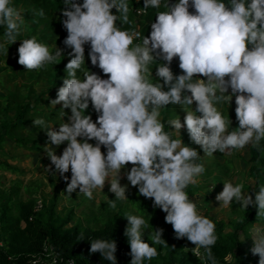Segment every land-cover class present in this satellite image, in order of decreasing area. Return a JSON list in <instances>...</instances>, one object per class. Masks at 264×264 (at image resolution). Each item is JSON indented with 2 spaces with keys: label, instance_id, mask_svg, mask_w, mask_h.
I'll use <instances>...</instances> for the list:
<instances>
[{
  "label": "clouds",
  "instance_id": "obj_1",
  "mask_svg": "<svg viewBox=\"0 0 264 264\" xmlns=\"http://www.w3.org/2000/svg\"><path fill=\"white\" fill-rule=\"evenodd\" d=\"M10 3L0 0V25L7 42L13 44L24 21ZM63 3L64 49L57 47L53 54L35 37L22 40L18 47V64L29 72L56 63L65 50L71 57L62 86L50 101L52 107L60 104L62 109H70L71 115L58 130L52 127L46 131L48 140L43 147L51 163L45 171L63 177L69 197L78 188L93 199L96 190L103 191L106 183L110 184L115 199L108 205L113 209L116 200L128 199L129 185H121L126 177L139 195L166 213L165 222L172 226L175 238H186L194 245L191 251L201 264H217L212 251L218 239L216 225L198 211L197 203L185 191L198 184V177L206 171L203 164L196 163L201 155L191 145L212 157L217 152L231 155L248 145L258 149L264 140V0H228L227 4L224 0H165L166 10L156 12L150 34L143 37L135 29L117 26L118 20L122 25L133 24L128 0ZM161 5L162 0H143L137 14ZM39 15L44 16L43 9ZM137 39L142 43L133 45ZM85 45L89 46L91 65L103 76L92 71H85L83 79L77 76L85 64ZM176 58L181 70L178 75L171 68ZM154 61L162 62L155 69L159 81L155 84L149 80L153 75L149 66ZM233 97L238 127L229 131L232 121L217 105L231 104ZM90 104L97 114L95 121L84 114ZM168 105L184 109L183 122L179 117L167 123L176 137L186 131L189 144L164 130L161 109ZM33 125L42 126L45 121L36 118ZM65 142L62 154L56 155L53 146ZM69 172L70 180L65 175ZM248 183L251 191H244L243 183L223 181V189L216 195L220 202L217 209H229L234 203L245 210L252 206L256 217L264 218V185L256 190L255 180ZM126 219L130 264L156 258L159 253L152 245L168 246L162 239L163 228L149 233L150 245L142 239L146 221L131 214ZM250 237L252 255L259 256L258 264H264V223L254 224ZM89 251L117 264L115 240L95 239ZM230 259V254L225 256Z\"/></svg>",
  "mask_w": 264,
  "mask_h": 264
},
{
  "label": "trees",
  "instance_id": "obj_2",
  "mask_svg": "<svg viewBox=\"0 0 264 264\" xmlns=\"http://www.w3.org/2000/svg\"><path fill=\"white\" fill-rule=\"evenodd\" d=\"M174 1L172 0V2ZM79 2L82 3V0ZM164 2L165 0H162L160 9L149 8L147 14L140 18L133 17L134 5H129V18L133 24L122 25L118 20L117 26L122 30L135 29L141 33V37L149 35L150 25L155 20L156 12L166 10L163 6ZM224 2L227 4L228 0H224ZM16 3L27 12L28 18L29 15H33L34 18L39 16L41 21L46 22L47 28L37 38L38 42L50 48V42H59L67 36L61 23L63 19L61 9L65 8L63 0H20V2L18 0ZM12 7L15 8V6ZM41 9L44 11L43 17L39 15ZM113 13L115 14L114 9ZM52 19L55 22H52ZM4 32V26L0 25V41L7 42ZM138 40H140L139 43H142V39H137L133 45L137 44ZM88 50L89 46L85 45V64L78 70L77 76L83 79L85 71H92L103 76L98 67L91 65ZM67 51L69 50H66L64 56L58 58L56 63L47 64L45 69H40L38 78L46 77L52 82V87L58 86L59 89L62 86L63 78L67 75L65 66L71 59L67 55ZM50 52L55 54L54 51ZM176 60L178 58L173 61ZM161 63L154 61L149 66L150 70H155ZM55 64H58L56 69L53 68ZM26 77L28 78V76ZM168 106V112L162 121L165 125L164 130L167 132H169L167 122L169 119H173L172 111H169V108L172 107L175 110L174 105ZM31 107V105H26L22 109L18 107L16 119L18 123L6 122L3 125L8 132L14 133L13 139L18 145L22 147L30 145L29 149H33L39 144L36 130H31L27 135L23 134L26 125L33 126V122L31 123L29 119ZM54 112H60V109L57 108ZM84 114H90L93 121L97 119V114L92 110L91 104L88 113ZM89 142L94 143V141ZM249 156L248 175L256 181L255 188L258 190L261 185H264V140L260 142L258 149L250 148ZM11 171L14 172L12 169ZM219 173L226 175L229 173V168L220 166ZM261 174L263 177L260 176ZM216 181L220 184L222 179H216ZM34 184L24 188V199H20L22 185L18 182L8 193L0 192V264H32L34 260L37 261V264H54V262L55 264H68L70 261L73 264H110L109 261L101 257L99 252L90 253L91 241L95 239L108 242L115 240L117 264H130L131 256L128 255L130 245L124 235L128 225L126 219L128 214L140 216L146 221V227L141 229L144 232L142 239L150 245H152V241L148 239L149 233H154L156 228L164 229L162 239L168 246L152 245L156 247L159 255L151 261H145V264H201L192 251L185 250V246L190 242L186 238L174 239V235L171 236L166 225L165 215L160 212L159 208H150L145 197H142L141 200L133 197H130L128 201L116 200L115 209L109 207L108 203H104L98 206L94 213L86 214L83 219L80 218L72 224L74 221L73 208L65 214L57 211L60 193H67L65 191L66 182L60 184L62 188H55L54 192L47 196L41 194V184ZM190 193L192 192L189 191ZM35 195H40V199L38 200ZM114 199L115 196L112 195L111 200ZM38 201L43 202L39 209H37ZM241 212L240 219L230 225L232 230L229 234L225 232L228 225L224 221L211 219L216 225L215 233L218 237L212 249L217 264H230V260L234 264H258L259 256L252 255L250 251L252 247H244V242L252 239L250 229L254 224L264 223V218L256 217V209L252 206ZM173 246L175 247L173 248ZM229 254L231 259L225 260V256Z\"/></svg>",
  "mask_w": 264,
  "mask_h": 264
},
{
  "label": "rangeland",
  "instance_id": "obj_3",
  "mask_svg": "<svg viewBox=\"0 0 264 264\" xmlns=\"http://www.w3.org/2000/svg\"><path fill=\"white\" fill-rule=\"evenodd\" d=\"M18 0H11L10 6H15V8L17 10H19L21 12V16L23 18V25L21 28V33L20 35H18L16 37L17 41L13 44L9 43V42H1L0 43L4 44V48L7 46L9 47V49L11 50V52H6V55H10V54H15L12 55L14 57H11L9 59V64L11 66H14L16 64H18V47L20 46V43L22 42V40L24 39H28V38H32L35 37L36 39L39 38V36L41 35L42 31L44 29L47 28V24L44 21H41L39 16L37 18H34L33 15H29V18L27 17V12L21 8L18 3H16ZM20 2V0H19ZM175 2V1H174ZM191 11V9H190ZM52 22H55L53 19L51 20ZM63 40L56 43L50 42L51 47L49 48L50 51H56L57 47L64 49V45H63ZM135 42V40L133 41V43ZM140 42V40H138V43ZM54 48V50H53ZM13 51V52H12ZM66 51V50H65ZM65 51L62 53L61 56H59L58 58L64 56ZM5 53L1 52L0 55L3 56ZM57 58V59H58ZM151 72H153V75L149 76V80L150 82H152L153 84L158 83V79L155 77V70H150ZM32 73L26 72V75L29 76L28 78L30 80H33L32 76H35L37 74V72L31 71ZM230 91V90H229ZM233 102H235V97H233ZM235 106L234 104L229 105V110H235ZM168 107L164 109H161V121H164V116L167 114L168 112ZM175 110L171 108H169V111H172V115H173V119H177L180 117L181 121L183 122V117L185 115L184 109L181 108V106L178 105H174ZM195 107V104L193 105V108ZM222 109V107H220ZM226 114V113H225ZM230 119L234 121H236L235 118V112L231 111L229 113L226 114ZM66 121V119H65ZM238 127V121L234 122L233 124V128ZM174 129H171V127L169 126V132L173 133V139H176L178 137H176L174 131ZM184 130H182L181 133V138L180 139H186L189 140L188 138H186L184 135ZM183 134V135H182ZM184 136V137H183ZM183 137V138H182ZM250 147H252L251 145L246 146L243 150L241 151H236V153H232L231 155H228L229 158L234 162V165L232 163V166L229 165V163L226 160L221 161V164H225L228 166H231L232 169L230 171V173H233L235 171L238 172V174L236 175V177H227L226 180H231L234 184L236 183H243L244 184V191H248L249 189L251 190V186L249 185L248 181L251 179L248 175V161H249V150ZM197 150L200 152L201 155V159H199L198 161H196V163L199 164H203L205 169H206V173H204L202 175V177L205 179L204 182H201L199 184L196 185H189L185 190H189L192 193L189 194V191L187 192L189 198L192 199L193 202L197 203L198 205V211L203 214L204 216L208 217L209 219H214V220H224L226 222V224L228 225V227L226 228V233H230L232 228L230 227V225L233 222H236L237 220L240 219L241 216V211L243 210V208H240L238 204L234 203L232 207H230L229 209H217L220 207V202L216 200V195L222 191L223 189V177H225L226 175H213L212 172L213 170L216 169V165H215V161L217 160V157L219 158L218 154L215 153L213 154L212 157H208L206 155H204V152L202 149L199 148V146L196 145ZM103 150V149H102ZM63 151H60L59 155L62 154ZM18 154H20V152H18ZM21 158V157H19ZM44 159V160H43ZM40 163H42L40 165ZM51 163L50 159L47 157V155L42 154V156L40 157L39 161L37 160H31L28 159L27 161L23 162V161H19L17 163L18 166V170H20L21 172L24 173V176H16L13 177L11 175H5L4 177L0 176V192H5V191H10L14 185L16 184V182H22V187L23 190L20 193V199H24V188L25 187H30L31 185H35L34 180L38 181V183H41V194L43 195H51L54 192V189L56 188H62L61 187V182H64V179H62L63 177H61L59 174L58 175H52V174H48L45 171V168L48 167V164ZM236 165V166H235ZM131 165L128 166V168L130 169ZM65 175H67L69 177L70 180V176L71 173H66ZM122 176H123V170H122ZM208 176H214L213 180H209L207 177ZM261 177H263V174L260 175ZM112 177H110L109 179H111ZM222 179V182L219 184L216 179ZM253 180V179H252ZM225 181V180H224ZM37 183V184H38ZM61 184V185H60ZM128 184V191L126 192V195L128 196L127 200L124 201H128L130 197L133 198H137L138 200H141V198L143 196L138 194V189L135 187H132L130 185V183L127 181L126 177L121 179V185H125ZM215 186V188L213 189V186ZM109 187L110 184L106 183L105 188L103 189V191L100 190H96L93 193V199H88L83 193H79V189L77 188L73 193H71V197L68 196V193H60V199L58 202V212L65 214L68 212V210L72 209L74 210V218H73V223L77 222L78 219H83V217L86 214H89L91 212H95L97 211L98 206L103 205L104 203H108L109 200H111L112 195H114V193H111L109 191ZM5 192V193H7ZM213 192V193H211ZM40 194V195H41ZM135 194H137L135 196ZM40 195H35V197L39 200ZM115 196V195H114ZM149 203V207L150 208H154L153 207V202L151 199H146ZM160 210V209H159ZM131 212H133V210L130 209ZM160 212H162L165 216L166 213L163 212L162 210H160ZM171 236L174 235V231L172 229V226L170 224H167ZM174 239L175 235H174ZM194 245H192L191 243H189V245L185 246V248H187L188 250L186 251H191V248H193ZM244 247H253V241L252 239L250 241H246L244 242ZM202 251V250H201ZM230 264H234V262L232 260L229 261Z\"/></svg>",
  "mask_w": 264,
  "mask_h": 264
},
{
  "label": "crops",
  "instance_id": "obj_4",
  "mask_svg": "<svg viewBox=\"0 0 264 264\" xmlns=\"http://www.w3.org/2000/svg\"><path fill=\"white\" fill-rule=\"evenodd\" d=\"M3 43L2 44L0 43V45H2V47H0V53L1 52L5 53L3 56L0 55V176L4 177L5 175H11L13 177H16V176L23 177L24 173L18 170L19 168L17 166V163L19 161L25 162L28 159L39 161L42 154L46 155L45 149L43 147L46 141L48 140L46 131H48L52 127L55 130H58L60 124L67 122V117L71 115V111L70 109H66V110L62 109L61 108L62 105L60 104L56 105L55 107L50 106V101L52 99H55L57 96L58 86L52 87L51 85L52 82L47 80L46 77L38 78V73L40 70H35L37 74L35 76L31 75L33 80H30L29 78L26 77L28 75V74L26 75V72L28 71H26L23 68V66L19 64L11 66L9 64V59L11 57H14L12 55H15V54H10L7 56L6 52H11V50L7 46L4 48ZM178 64H179V61L176 60V61H173L171 65L172 71L175 75L181 74V70L179 69ZM57 67H58V64H55L53 68L56 69ZM29 73H32V72H29ZM231 104L235 105V102L232 101ZM231 104L230 103L226 104L224 107H223L224 104L217 105L218 109L223 113V115L230 122L232 121V124L231 123L229 124V129H228L229 131L233 130V124L234 122H237V121L233 122V120L230 119L226 115L227 113L231 111L235 112V110H229V105ZM26 105L32 106L31 107L32 109L29 114V119L31 120V123L36 118H42L45 121V125L35 126V127H33L34 125L33 126L26 125L24 128V131H23L24 135H27L31 130L37 131V137H38L37 141L39 142V144L33 149H29L30 145H26V147H22L18 145L13 139L14 133L8 132L5 129V127H3V125L6 122H9L11 124L18 123L16 122L18 107L22 109ZM220 107H222V109ZM57 108L60 109V112H54V110ZM184 134H185L184 136L189 139L186 131L184 132ZM178 138H181V136ZM183 141L185 142V144L190 143V141L186 139H183ZM191 146L196 148V145H191ZM53 147L55 148V154L59 156L60 151H63V149L66 147V142L65 144H62L59 147H56V146H53ZM102 149H103L102 151L105 152L106 154V149L104 148ZM18 152H20V154H18ZM233 153H236V151H234ZM217 154L219 158L217 157V160H214L215 165L217 167L215 170H213L212 174L213 175H216V174L223 175L219 173L220 166H227L229 168V173L226 174L225 177H223V181L226 180L227 177L228 178L236 177V175L238 174L237 171L230 173L232 169L231 167L232 163L234 165V162L229 158L228 155H225L219 152H217ZM225 157H226V160H225ZM224 160L227 161L229 165L231 166L221 164V161H224ZM41 164L42 163H40V165ZM49 165L50 163L48 164V166ZM52 168H53V171H55L54 166H52ZM11 169L14 170V172L11 171ZM58 174L59 173H56L55 175H58ZM207 178L212 181L214 176H211V177L208 176ZM203 179L204 178L202 176L198 177L199 183L204 182L205 179L204 180ZM64 182H61V183H64ZM18 183H21L22 185V182L18 181ZM32 183H38V181L34 180V182ZM22 190H23V187H21L20 193ZM185 191L188 192L189 190H185ZM74 193L75 192H73V194Z\"/></svg>",
  "mask_w": 264,
  "mask_h": 264
},
{
  "label": "built area",
  "instance_id": "obj_5",
  "mask_svg": "<svg viewBox=\"0 0 264 264\" xmlns=\"http://www.w3.org/2000/svg\"><path fill=\"white\" fill-rule=\"evenodd\" d=\"M143 4V0H128V4L129 5H134V7H133V17H136V18H140V17H143V16H145L146 14H137V11H138V9L139 8H141V7H143V6H141V4ZM140 4V5H139ZM138 6V7H137ZM114 11H115V9H114ZM40 208V204L38 203V205H37V209H39ZM68 264H73V262H68Z\"/></svg>",
  "mask_w": 264,
  "mask_h": 264
}]
</instances>
